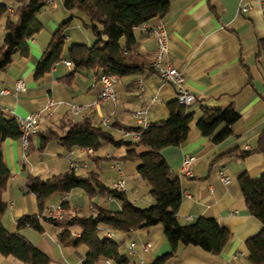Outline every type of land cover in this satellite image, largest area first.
<instances>
[{
  "label": "crops",
  "instance_id": "1",
  "mask_svg": "<svg viewBox=\"0 0 264 264\" xmlns=\"http://www.w3.org/2000/svg\"><path fill=\"white\" fill-rule=\"evenodd\" d=\"M0 2L9 6L11 14L18 3L17 0ZM50 3L54 4V0ZM243 5L249 9L242 10ZM45 12L44 18L49 20L47 32L43 29L30 40L28 55L14 53L11 63L0 70V108L8 115L26 117L39 113L42 119L40 130L57 127L66 119L83 121L87 118L96 126L106 127L116 121L135 125L134 113L141 107V95H146L150 100L154 99L148 120L168 118L167 102L178 98V90L155 70L145 69L115 78V101L101 100L103 85L98 74L93 71L73 72L72 64L67 65L66 60L36 78L34 72L38 61L53 33L62 24L57 25ZM5 20L0 24V47L4 42ZM159 28L166 31L169 47L163 66L183 71L185 86L196 95V101L188 106L189 111L194 112V120L187 140L180 146L162 150L172 169L178 173L186 155L197 157L192 175H181L184 197L178 218L181 223L188 224L202 216L214 217L231 232L229 242L219 255L198 246H183L180 253L169 258L166 264H254L248 259L247 240L261 230L262 222L250 212L239 177L244 173L253 177L264 173V151L258 150L261 139H264V53L259 54V40L264 38V0H171L165 16L154 17L135 29L136 43L132 49L144 54L153 65L158 56L154 30ZM72 39L73 36L67 34L66 41ZM89 39L93 44L95 38ZM121 42L126 45V39ZM71 73L74 74L69 80H62ZM19 80L26 83V90L16 88ZM140 81H143V88ZM72 104L85 108L74 113ZM229 104L235 105L240 117L231 126L233 133L216 143L213 137L202 134L197 120L203 108L219 110ZM105 119L107 124H103ZM115 131L122 137L120 129ZM2 149L11 170L8 187L3 193L8 208L2 221L10 231L47 253L55 264H81L85 252L81 248L60 245L57 241L59 230L47 223H44L43 232L30 226H18L19 217L39 216L40 213L36 194L26 188L30 174L50 176L71 170L72 163H75L77 166L73 169L78 173L95 171L110 186L118 180H125L126 191L139 206L154 202L135 167L119 158L125 153V146L105 144L97 151L82 147L68 150L54 140L42 149L40 136L35 133L26 150L21 139H6ZM235 149L251 152L245 158L229 155ZM222 170L231 178L228 183L221 178ZM63 201L69 202L73 212L89 213L93 210L86 195L74 191L68 195L56 194L47 212L62 207ZM95 201L112 209L120 208L119 202L110 196L99 195ZM118 239L124 240L125 245L135 243L134 253L129 254L137 264H151L156 257L171 250L162 224L122 234ZM147 243L151 246L146 249L143 245ZM0 264L25 263L0 253Z\"/></svg>",
  "mask_w": 264,
  "mask_h": 264
},
{
  "label": "trees",
  "instance_id": "2",
  "mask_svg": "<svg viewBox=\"0 0 264 264\" xmlns=\"http://www.w3.org/2000/svg\"><path fill=\"white\" fill-rule=\"evenodd\" d=\"M49 1L17 0L12 14L9 6L0 2V24L6 19L4 42L0 47V70L11 63L14 53L29 54L30 40L44 29L39 14ZM170 4L171 0H64L67 10H77L81 14L84 25L94 34L95 42L91 45L72 44L67 54L63 55L66 28L74 17L71 16L53 33L34 76H44L64 60L71 62L73 72L93 71L99 77L107 74L119 78L145 69L156 71L155 65L144 54L132 49L136 43L135 29L154 17L165 16ZM122 39H126L125 46ZM263 53L264 38L259 40V54ZM73 74L66 75L62 80H69ZM167 107L168 118L151 121L147 127L118 121L110 127L96 126L86 118L83 121L66 119L57 127L49 126L36 132L42 149L54 140L68 150L82 147L97 151L105 144L125 146L126 151L119 158L135 167L154 198L152 204L145 207L135 204L126 190L106 184L95 171L80 174L72 168L50 176L30 174L26 188L36 194L40 213L39 216L19 217L18 226H30L39 232L44 231V223L56 228L59 230L57 241L60 245L77 250L85 248L81 264H137L131 259L124 240H119L118 236L157 224H162L171 250L156 257L151 264H166L169 258L180 253L183 246H198L212 254H221L231 238V232L217 218L202 216L188 224L181 223L178 218L184 197L181 173L172 169L162 150L180 146L187 140L194 112L181 105L178 98L168 101ZM239 117L240 112L234 104L219 110L203 108L197 126L203 135L213 137L214 142L219 143L233 133L231 126ZM119 129L133 131L139 138L120 137L115 131ZM23 133L17 117L0 108V253L13 256L25 264H55L47 253L10 231L2 221L8 208L3 193L11 178L2 145L6 139H21ZM258 150L264 151V139H261ZM250 152L235 149L229 155L245 158ZM239 182L250 212L262 222L261 230L247 240L248 259L254 264H264V173L258 177L244 173ZM78 190L92 205L91 212H73L68 201L62 202V216L47 212L56 194L68 195ZM99 195L112 197L119 202L120 208L112 209L97 203L95 198Z\"/></svg>",
  "mask_w": 264,
  "mask_h": 264
},
{
  "label": "built area",
  "instance_id": "3",
  "mask_svg": "<svg viewBox=\"0 0 264 264\" xmlns=\"http://www.w3.org/2000/svg\"><path fill=\"white\" fill-rule=\"evenodd\" d=\"M248 9H249L248 6L246 5L242 6V10L247 11ZM154 33L156 35L157 44H158V56L154 64L156 71L160 73L161 77L164 80L172 83L177 87L178 100L181 105H185V106L192 105L196 101V95L192 90H190L185 86L186 76L184 72L178 69L177 67L169 66L165 68L163 66L164 55L169 50L166 31L162 28H159L154 30ZM65 62L67 65L69 66L71 65L70 61L66 60ZM99 80L103 85L100 94L101 100L115 101L117 98V92L115 88V81H116L115 77L109 76L107 74H102L99 77ZM140 85L142 88L144 87L143 81H140ZM16 88L19 90H26L27 85L23 80H19L16 84ZM141 101H142L141 107L134 113V115L137 120V125H142L143 127H147L150 123V121L148 120L149 108L151 104L154 102V99L150 100L148 96L141 95ZM84 108L85 106L83 105L72 104V111L74 113H80L81 111L84 110ZM17 119L24 131L21 140H22V146L24 150H26L29 146L30 135L36 133L39 130L42 119L39 113H32L26 117L19 116L17 117ZM103 124H107V119L103 121ZM121 133H122V137L126 139L129 138V139L137 140L139 138V135L133 131L121 130ZM196 159L197 157L195 155H186L184 157L180 171L181 175H188V176L192 175L193 173L192 166L196 161ZM117 165L121 166L120 163H117ZM76 166L77 165L75 163H72V168H76ZM220 173L223 182L228 183L231 180L230 176L226 175L223 170ZM114 187H117L118 189L121 190H126L125 180L123 179L118 180L115 183ZM63 213H64L63 207H59L51 211V214L57 216H62ZM135 246L136 245L133 242L126 243V249L129 253H134ZM143 246L144 248L147 249L148 247L151 246V244L147 243L144 244Z\"/></svg>",
  "mask_w": 264,
  "mask_h": 264
},
{
  "label": "rangeland",
  "instance_id": "4",
  "mask_svg": "<svg viewBox=\"0 0 264 264\" xmlns=\"http://www.w3.org/2000/svg\"><path fill=\"white\" fill-rule=\"evenodd\" d=\"M44 12L48 13L52 18H54L53 22H57V25L68 20L71 16H74L73 19L71 20L70 24L66 28V33L69 35H72L73 39L69 40V41L67 40L65 42V49H64L63 55L67 54V51H68L67 49L72 44H76V43L91 44V43H89L90 42L89 38L90 37L95 38L92 31L84 25L81 14L77 10H74V11L67 10L64 6V0H54V4H51L49 1L44 6L43 10L40 12L39 17L44 22V29H45L44 31L47 32V25L49 24V20H47V18H44ZM93 42H95V40ZM62 62H60V63H62ZM81 249L85 252L84 247H82Z\"/></svg>",
  "mask_w": 264,
  "mask_h": 264
}]
</instances>
